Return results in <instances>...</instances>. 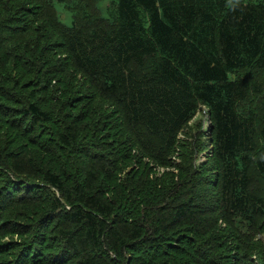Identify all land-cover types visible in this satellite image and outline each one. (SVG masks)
<instances>
[{
  "label": "trees",
  "instance_id": "obj_1",
  "mask_svg": "<svg viewBox=\"0 0 264 264\" xmlns=\"http://www.w3.org/2000/svg\"><path fill=\"white\" fill-rule=\"evenodd\" d=\"M7 201L0 264H264V0H0Z\"/></svg>",
  "mask_w": 264,
  "mask_h": 264
},
{
  "label": "rangeland",
  "instance_id": "obj_2",
  "mask_svg": "<svg viewBox=\"0 0 264 264\" xmlns=\"http://www.w3.org/2000/svg\"><path fill=\"white\" fill-rule=\"evenodd\" d=\"M109 4H113L111 1H105L103 3V6L106 7ZM60 19L61 21L66 24L69 25L70 21L67 18V16L63 13L60 14ZM207 121L205 116L201 115L199 118L196 119V121L193 124V129L190 132V138L188 139L189 141H192V144H190V142L185 139V142H183V146L186 149V151L190 153H192L193 157L196 158L195 159V165H200L201 163L204 162V160L206 159V157L208 156V153L210 152V147L208 146L207 148L209 149L206 152H198L197 149L199 148L198 143H196V138L198 137L200 132H204V134H206V127H207ZM198 126H201L200 131H198ZM203 136H201L199 139L201 141V143L203 141H205V138H202ZM18 147H15L14 149H16ZM206 148V149H207ZM35 152V155L37 154V156H40L38 153L40 151H42L41 149L39 150H33ZM26 153H30L31 150L30 149H26L25 150ZM40 154H43V152H40ZM22 191V190H21ZM25 191V190H24ZM8 193V192H7ZM9 197V195L7 196ZM11 199V197L9 198ZM8 205V201L5 202V206L0 210V214L1 216L4 217L5 220H7V218H12L14 220H16L17 225L16 226H21L22 224H26L29 225L33 222H36V218H37V214H38V210L40 207V203H37L36 201L31 202V203H21V204H17V205H12V206H7ZM41 221V219L39 220V222ZM15 222V221H14ZM41 232V231H39ZM41 235V233H40ZM20 238L16 237V236H8L5 237V239H2V241L0 242V244L2 246H5L7 248V252H9L11 254V259L14 256V252L18 251V249L15 246V244L19 243ZM32 243V242H31ZM11 244H14L11 245ZM9 245V246H7ZM33 245V244H32ZM37 245V244H35ZM34 246V245H33ZM31 246L30 249L28 251L26 250H22L21 253H25L26 254V258H30L29 260H32V255L34 252V247ZM34 248V249H33ZM17 249V250H16ZM30 256V257H29Z\"/></svg>",
  "mask_w": 264,
  "mask_h": 264
}]
</instances>
